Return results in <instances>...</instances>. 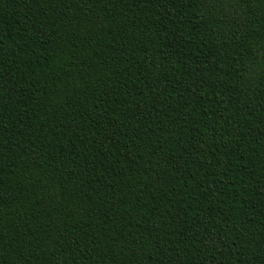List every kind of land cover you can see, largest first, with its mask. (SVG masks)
Masks as SVG:
<instances>
[{"label":"trees","instance_id":"16d2710c","mask_svg":"<svg viewBox=\"0 0 264 264\" xmlns=\"http://www.w3.org/2000/svg\"><path fill=\"white\" fill-rule=\"evenodd\" d=\"M0 264H264V0H0Z\"/></svg>","mask_w":264,"mask_h":264}]
</instances>
